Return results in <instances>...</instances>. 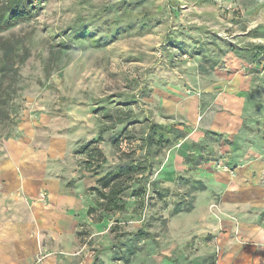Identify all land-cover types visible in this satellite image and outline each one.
Returning <instances> with one entry per match:
<instances>
[{"label":"rangeland","instance_id":"rangeland-1","mask_svg":"<svg viewBox=\"0 0 264 264\" xmlns=\"http://www.w3.org/2000/svg\"><path fill=\"white\" fill-rule=\"evenodd\" d=\"M30 1L0 32L21 54L3 81L17 92L0 114V201L52 207L60 193L57 206L85 211L76 247L48 243L40 258L83 247L90 264H258L264 227L243 228L264 226V54L249 53L264 46V0ZM83 25L106 42L76 39ZM153 122L164 127L161 149L146 140ZM103 128L95 146L107 161L95 174L97 152L77 148ZM206 129L229 143L205 139ZM189 153L204 156L196 168ZM133 161L139 170L113 183L115 208L99 179ZM244 173L250 196L230 193L223 178Z\"/></svg>","mask_w":264,"mask_h":264},{"label":"crops","instance_id":"crops-1","mask_svg":"<svg viewBox=\"0 0 264 264\" xmlns=\"http://www.w3.org/2000/svg\"><path fill=\"white\" fill-rule=\"evenodd\" d=\"M188 155H191V160ZM188 155L187 161L194 168L204 159L202 153L197 155L189 153ZM199 155H202L203 159L196 163L195 157ZM246 172H250V170ZM188 178L194 180L191 173L186 174V180ZM223 179L224 182L230 183V193L241 191L243 196H250V193H252L250 192L251 181L254 180L249 173H244L242 178L238 179L240 183H233L234 180L229 176ZM60 185V181H57L56 186L60 187ZM48 186L50 184L47 183ZM52 195L54 196V190ZM243 196L241 195L242 198H244ZM60 198V193H57L54 196L52 207L31 205L24 196L17 197L14 194L2 198L3 201H0V204H3L4 207L0 209V264H90L93 262L94 259L89 253L78 255L83 251V247L66 257H47V255L40 258L45 253V247L48 243L56 244L58 247L64 244L68 245V248L76 247L75 236L80 223L84 220L85 211L80 208L75 210L73 208L68 209L69 207L57 206ZM9 199L12 201V205L7 207L5 201H9ZM78 213L83 215L81 216L83 219L79 217ZM263 227L259 222H253L249 219V223L245 224L243 228V235L253 236L257 233L256 231ZM259 257L260 259L256 260L258 264H264V252Z\"/></svg>","mask_w":264,"mask_h":264},{"label":"trees","instance_id":"trees-1","mask_svg":"<svg viewBox=\"0 0 264 264\" xmlns=\"http://www.w3.org/2000/svg\"><path fill=\"white\" fill-rule=\"evenodd\" d=\"M1 2V0H0ZM32 1L30 0H7L5 2L0 3V32L4 29L9 28L12 24L15 22L24 19L27 15H29V5ZM141 1H139L137 4H140ZM88 25H83L78 28H76L74 37L76 39L80 38H90L91 42L95 46H102L104 42H106V39L104 41L103 37H95L93 33H91V30L87 28ZM119 31L114 32V35H117ZM111 36L110 39H112ZM19 40H16L12 37H3L0 36V114H3L6 112L4 109L7 102L12 96V92L16 94V89L12 88L11 86L5 87L3 85L4 78H15L14 73H17L18 67L17 64V58L21 56L19 54ZM234 51L239 54H243L244 50L242 48L233 47ZM249 52V51H247ZM249 53L252 54L253 57L258 58L261 55L264 54V46L258 45L256 47V51H250ZM22 60V58H21ZM24 60V59H23ZM17 67V68H16ZM9 115V113H6ZM150 128L152 130V133L149 134L146 138L148 141V144H158V148L161 149L163 145V139L159 138L156 139L154 134L157 128H164L161 127V125L157 123H151ZM107 131V128H103L100 132L99 137L96 140L88 141L84 144H81L77 148V153H85L89 151L90 153L95 151L97 152V156L100 157V162L93 167V173L99 174L100 169L103 168L105 162L107 161V157L102 152L99 146H95V144L99 143V141L103 140V134ZM170 131H173L176 133L178 137L186 135V132L182 129L174 128L170 129ZM205 133V139L209 141H217V142H223V143H229L228 139H224L225 134L223 132H218L212 129H206L204 131ZM118 134H113L111 136L112 142L114 144L117 143ZM94 155H92L93 157ZM188 158L191 160V155H188ZM203 159L202 155H199L195 157V162L198 163ZM88 162L93 163L90 159ZM139 170V164L133 162L124 163L121 165L117 170L111 171L107 173L106 175L102 176L99 179L100 184L104 188H110V191L107 194H104L103 196L107 199V203L111 204V206L115 208H121L123 205L119 204L117 202V196L115 193V190L117 189V185L113 184L115 182L120 181L122 178L129 176L131 174L136 173ZM188 182L193 181L191 178L187 179ZM202 184V187L205 188V184L201 181H197ZM113 184V185H112ZM182 210H191V206H187ZM181 209H176L175 212H179ZM141 234V232H139ZM142 235V234H141ZM115 253L118 255L117 258H121V256L118 254V251H115ZM97 256L95 260H97Z\"/></svg>","mask_w":264,"mask_h":264}]
</instances>
